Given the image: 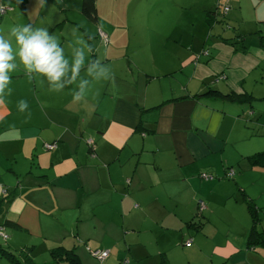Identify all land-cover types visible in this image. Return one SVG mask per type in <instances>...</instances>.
Here are the masks:
<instances>
[{
    "label": "crops",
    "instance_id": "1",
    "mask_svg": "<svg viewBox=\"0 0 264 264\" xmlns=\"http://www.w3.org/2000/svg\"><path fill=\"white\" fill-rule=\"evenodd\" d=\"M124 1L129 4L133 0ZM30 2L33 5V0ZM53 3L62 11L51 12L53 8L45 5L29 10L25 2L18 3L20 10L9 7L0 16V35L7 38L11 27L18 25L45 28L64 48L69 69L73 50H82L85 65L99 61L110 69L111 78L104 79L105 75H110L108 71L96 79L82 70L76 84L55 92L49 90L46 78L37 76L29 80L19 59L14 61L18 67L10 73L11 82L0 97V224L5 219L14 221L16 224L5 227L30 234L29 239L23 238L24 246L33 243L35 248L37 243L31 229L40 228V223L46 222L48 227L54 226L46 220L47 216L55 223L48 216L53 206L54 215L59 211L64 213L61 221L64 225L65 219L75 216L76 232L73 229L61 232L60 241L72 245L82 264L85 259L94 258L87 248L107 249L109 254L102 264H116L122 260L120 251L134 241L135 249L129 254L147 257L136 250L142 240L133 222L140 217L149 218L148 204L156 210L170 205L175 214L169 221L171 224L161 226L159 233L166 240L181 242L185 248L173 251L170 246L159 245L152 254L156 262L148 264L160 261L162 254L170 264H199L194 252L202 248L209 233H201L203 226L192 233L183 223L196 219L197 206L194 208L191 204L196 200L198 205L202 198L205 202L208 194L205 198L176 194L188 201L185 204L174 201L167 189L169 181L183 184L189 178H197V185H208L220 202L242 191L251 197L261 208L258 229L264 232V216H261L264 213V167L251 166L246 159L264 147V133L255 135L264 131V113L256 111L259 105L264 112V97L239 102L206 94L209 90L254 94L244 87L241 78L238 84L230 82L229 72L240 66H235L234 59L245 52V34L233 28L229 41L235 43L222 40L227 54L201 52L205 41L196 27L206 25V11L213 10L219 0H181L177 7L184 10L183 14L193 5L195 9L182 14L178 25L172 23L166 31L159 32V53L152 54V67L141 66L128 52V45L115 42L117 33L126 34L127 28L123 25H129L131 13L114 8L108 25L103 27L96 25L102 15L98 8L95 19L82 9L81 12L62 9L58 0ZM239 4L238 0H232L233 6L239 7ZM230 13L229 10L227 15ZM192 14L195 20L187 21L186 16ZM115 20L121 22L113 23ZM150 20L157 30L155 24L159 19L151 15ZM98 28L106 33L108 43L99 38ZM96 36L99 39H95ZM13 48L16 49L14 39ZM226 61L232 62L230 68L226 67ZM250 67L251 64L244 69ZM81 78L87 79L89 84L82 98L73 102L74 93L80 91L77 84ZM166 79L172 82L164 87ZM221 80H225L222 86ZM123 83L130 84L129 91L119 90ZM21 100L28 104L24 111L18 108ZM88 139L92 140L91 145ZM52 142H56L54 148L45 149L44 144ZM122 158L127 159L123 164L120 163ZM117 163L119 172L114 174ZM230 171L232 176L226 177ZM202 173L211 174L213 178L205 181L208 179L203 180ZM226 179L233 180L234 184ZM196 190L195 187V193ZM208 200L202 210L203 225L209 221L204 212L208 215L212 212V200ZM225 204L230 205V215L238 214L243 218L245 226L243 231L239 228L234 242L225 235L228 243L217 256L216 264H264V248L247 244L251 225L247 208L241 209L229 200ZM69 209H74L75 213H65ZM119 222L117 232L106 235ZM238 224L241 226V221ZM81 234L87 237L90 246L88 242L76 245L84 239ZM189 238L191 244L186 246L184 241ZM34 248L33 251L37 250ZM115 249L119 253L113 254ZM130 262L134 261L130 259Z\"/></svg>",
    "mask_w": 264,
    "mask_h": 264
},
{
    "label": "rangeland",
    "instance_id": "2",
    "mask_svg": "<svg viewBox=\"0 0 264 264\" xmlns=\"http://www.w3.org/2000/svg\"><path fill=\"white\" fill-rule=\"evenodd\" d=\"M60 2L61 8H71L70 10H78L81 12L82 9V1L83 0H58ZM214 2L216 0H213ZM240 2L239 7L238 5L233 6L232 0H219V11L223 12V6H228V11L225 13V18L223 22H214L213 26L209 28L207 25L199 24L196 27V31L202 34L203 40L205 41L204 49L210 50L213 54L221 53L222 55L227 54V50L223 48V41L222 38H227L232 36L233 28L236 29V32H240L245 34L244 36V46L245 52H240L241 56H236L234 59L235 66L240 65L237 69L231 70L230 73V82L234 84L240 83L238 81L239 78L243 80V85L245 88H248L249 91H253L254 98L264 97V0H238ZM19 2H25L26 7L29 10L37 9L41 7L37 0H33V5H31L30 0H0V7L1 6H8L11 8H16L20 10L18 6ZM181 2V0H133L131 3L126 4L124 0H97L96 7L101 11L102 15L99 20L96 22L97 26L106 27L108 25V19H110V12L115 8L118 12L121 10L122 12L126 11L131 13L128 18V26L123 25L127 28V32L124 35H120L117 33L116 43H122L124 46L128 45V52L133 57V59L140 63L141 66L152 67V54L159 53L157 46L159 44V32L162 33L163 30H167L171 27L172 23H176L177 25L180 23L181 18L186 12L189 10H194L195 6H191L189 10H187L183 14V9L178 8L177 4ZM45 7L53 8L51 12H60L62 10H58L55 3L51 2L50 0H46ZM44 7V8H45ZM229 10L231 11L230 16H228ZM183 14V15H182ZM151 15L154 18H158L159 21L155 24L154 28L150 17ZM182 15V16H181ZM180 16V17H179ZM187 21L190 19L195 20V14L190 16H186ZM23 19V18H22ZM236 20V23L233 22ZM113 23L121 22V21H112ZM97 37V36H96ZM101 38V37H99ZM98 37L95 39H99ZM104 43H108V40L105 42L101 39ZM158 42V43H157ZM197 42V40H196ZM97 43L96 40L94 42ZM101 53L102 50H99ZM202 52V51H201ZM209 52V51H208ZM200 53V52H199ZM197 53V55L199 54ZM244 55V56H242ZM232 60V59H231ZM148 62V64H144ZM231 61H226V67H231ZM251 67L249 69L248 66ZM256 64V65H255ZM236 75V77H233ZM114 80V78H113ZM116 81V80H114ZM130 81V79H129ZM131 82V81H130ZM164 87L168 83L172 82L171 80H164ZM155 83V82H154ZM141 84V83H140ZM221 86L225 84V80H221L219 83ZM130 84L123 83L119 85V90H130ZM128 91H124L125 93ZM140 94L144 91H138ZM259 96V97H257ZM258 103V102H257ZM254 106V104H253ZM102 109V108H101ZM256 111L259 113H264L259 108V105L256 106ZM106 116V115H104ZM102 117L101 119H104ZM105 123V122H104ZM264 131H260V135L263 134ZM56 143V142H55ZM120 147L118 148V150ZM264 149V147H263ZM263 149H259L263 150ZM101 155V153H99ZM75 156V155H74ZM127 159H121L120 163L126 162ZM119 165L116 164V168L114 169V174L119 172ZM100 169V168H99ZM202 180V179H201ZM203 180H205L203 178ZM205 180V181H209ZM125 181H128L126 179ZM226 181H230L234 184V181L231 179H226ZM197 178H189L183 184L179 182L169 181L167 183V189L169 192V196H173L172 199L174 201H183L187 204L188 201H184L181 196H185L188 193L190 195L195 196H206L208 199L212 200V212L208 215L206 212L205 217L208 218V222L206 225H203L202 234L207 235L204 239L205 244L202 246L201 249L196 250L194 252V257L198 260L199 264H216V259L219 254H221L222 250L224 249L225 245H227V240L225 239V235L228 237L230 242H234L236 240V233L241 229L243 231V227L245 226V221L241 216L238 214L230 215V205L225 204L227 200L232 201L234 204L240 205L241 209H246L245 203H243L241 199L240 193L237 195L231 194L229 198H227L224 202H220L215 199L217 196L216 193L209 189V186L206 184H198ZM264 187V183H262ZM159 186H156L158 188ZM197 188L196 193L194 192V188ZM4 192V190H3ZM247 192H249L247 190ZM5 193V192H4ZM181 193L179 195H176ZM215 193V194H214ZM1 198V193H0ZM205 198V197H204ZM198 200L200 198H197ZM208 199L204 201L203 198L200 200L204 206L206 207L205 203L209 201ZM215 199V200H213ZM198 201H194V204L191 205L196 208ZM181 203V202H180ZM139 204V203H138ZM182 204V203H181ZM2 202L0 201V209H1ZM139 206H141L139 204ZM53 207V206H52ZM48 210V216L55 221V223L48 220L49 218L46 216V220L52 223V227L47 226V222L45 224L40 223V228H32V235L37 243L33 251L32 256L34 260L38 264H51V259L48 254V249L56 246H63L65 248H72V245L61 242L60 236L61 232H69L70 230H74L76 232L77 227L75 226V216L72 215L70 219H65V225L61 223L64 219V213H59L54 215L52 212L53 208ZM239 209V208H237ZM139 210V208H138ZM174 208L172 206H167L164 209L156 210L154 206L148 204V213L149 218L147 217H140L135 219L133 222V228L136 233H141V244L136 246V250L139 253H143V255H147L145 258H140L136 255L129 254L130 252L133 253L135 249L134 243H128L130 246L127 249H123L121 252L122 260L116 264H123L126 260L132 259L134 262H130L128 264H148L149 262H156L155 256L152 254L155 252L159 245L170 246L173 251H177L180 248H185L179 243H174L171 240L164 239L162 235L159 233V228L161 226H165L171 224L169 221L173 219ZM75 213L74 209H69L65 211V213ZM11 213V212H10ZM12 214V213H11ZM264 216V213H261V216ZM129 219V218H128ZM127 219V220H128ZM131 220V219H129ZM1 221V219H0ZM241 221V226L238 222ZM178 222V221H177ZM180 223V222H178ZM21 224V223H20ZM137 224V226H135ZM121 223L119 222L116 226H114L111 230L106 232V235L115 234L117 229ZM38 226V225H37ZM24 227V226H23ZM183 227V226H182ZM110 226L108 227V229ZM86 230H89V226L86 225ZM30 231V232H31ZM6 236V238L4 237ZM31 235L25 233L22 230L11 228V227H3L0 224V246L7 248L9 251H19L22 246H24L23 238L29 239ZM84 238L81 240V243H77L75 241L76 238L73 240L76 242V245L83 246L85 242L87 243V237L84 234H81ZM71 239L69 238V241ZM102 241H107V239H103ZM29 242V241H27ZM123 246L126 247L127 243L122 242ZM174 244V245H173ZM29 245H34L33 243H29ZM90 246V243L88 242ZM92 250V249H91ZM114 253H119L118 249L113 251ZM91 254V253H90ZM1 256V254H0ZM124 258V259H123ZM2 264H14L8 258L0 257ZM84 260V259H83ZM83 264H102L99 263L98 260L95 258L85 259Z\"/></svg>",
    "mask_w": 264,
    "mask_h": 264
},
{
    "label": "clouds",
    "instance_id": "3",
    "mask_svg": "<svg viewBox=\"0 0 264 264\" xmlns=\"http://www.w3.org/2000/svg\"><path fill=\"white\" fill-rule=\"evenodd\" d=\"M38 4L43 7L46 0H37ZM91 39V37H89ZM13 39L16 49L13 48ZM92 52L91 46L88 48ZM72 64L69 69V58L64 54V48L61 47L59 40L50 35L45 28H33L31 24L13 26L6 38L0 35V97L5 94V88L11 82L10 73L15 72L19 64L23 65L25 75L29 80L35 77L46 78L49 90L60 92L62 89L71 84H76L77 77L81 71H86L88 76H95L98 79L110 69L101 64L99 61H92L85 65V56L82 50H73ZM99 69V72L96 70ZM71 72L69 76L68 73ZM110 75H105L104 79L108 80ZM89 84L87 79L81 78L77 87L79 92L73 95V102L82 98L85 86ZM11 94V89H8ZM18 108L24 111L28 108L27 101L21 100Z\"/></svg>",
    "mask_w": 264,
    "mask_h": 264
},
{
    "label": "trees",
    "instance_id": "4",
    "mask_svg": "<svg viewBox=\"0 0 264 264\" xmlns=\"http://www.w3.org/2000/svg\"><path fill=\"white\" fill-rule=\"evenodd\" d=\"M50 1L53 2V0H50ZM96 2L97 0H83L82 1V11L86 15L90 16L91 18H95V19L97 18ZM219 9H220L219 4H217L213 10L206 11L205 22L209 28L213 26L214 22H223V19H219V18H222V17L225 18V15H226L225 13L228 10L227 11L223 10V12H220ZM3 14L4 13H0V16ZM230 39H232V36H230L229 38H222L224 42H230L229 41ZM230 43L234 44L235 41L234 42L231 41ZM240 48L243 49V45L240 46ZM202 54L208 55L209 52L206 49H202ZM206 94H211V95L218 96L226 100L239 101V102L249 101L251 99H254V97L247 92L237 93L235 91H232L229 93H221L217 90H209ZM246 159L249 162V164H251V166L264 167V149L257 151L249 156H246ZM240 195H241V199L243 203H245L246 205L247 211L251 218V225L249 227V232L247 235V244L250 243V245L251 244L254 246L258 245L264 248V232L258 229V225L260 221L262 220V217L258 215V212L261 210V208L258 207L257 204L254 202V200L251 197H249L247 194H245L243 191ZM195 217H196L195 220L191 219L183 223L184 227L192 233L201 230L204 224V221L202 220L204 216L202 214V210H199V203L197 206ZM12 224H16V223L12 220L5 219L1 225L5 227L6 225L8 226ZM4 237L6 238V236ZM33 248H34V245L22 246L21 249L19 251H16L15 253L14 251H9L7 248L0 246V254L2 257L8 258L14 264H38L32 259L31 253L33 251ZM48 254L53 264H82L79 255L74 251V249H71V248H65L63 246L52 247L48 249ZM103 261L99 263H103ZM129 262H130L129 260L125 259L123 264H128ZM155 264H170V263L168 262L165 255L162 254L160 261H158Z\"/></svg>",
    "mask_w": 264,
    "mask_h": 264
},
{
    "label": "built area",
    "instance_id": "5",
    "mask_svg": "<svg viewBox=\"0 0 264 264\" xmlns=\"http://www.w3.org/2000/svg\"><path fill=\"white\" fill-rule=\"evenodd\" d=\"M10 8L8 6H1L0 7V13H4L6 10H9ZM223 10L224 11H227L228 10V6H223ZM98 34L104 38V40H106V33L103 32L100 28H98ZM87 143L89 145H91L93 142L92 140L88 139L87 140ZM55 146V142H52V143H45L44 144V147L45 149L47 150H51L53 149ZM232 171L230 172H227L226 173V176L230 177L232 176ZM201 176L204 178V179H212L213 176L211 174H207V173H202ZM204 209V204L200 201L199 202V210H203ZM186 246H189L191 244V239L189 238L188 240L185 241L184 243ZM89 250V252L91 253V255L93 257H95L99 262H102L109 254V251L107 249H94V250H91L89 248H87Z\"/></svg>",
    "mask_w": 264,
    "mask_h": 264
},
{
    "label": "bare ground",
    "instance_id": "6",
    "mask_svg": "<svg viewBox=\"0 0 264 264\" xmlns=\"http://www.w3.org/2000/svg\"><path fill=\"white\" fill-rule=\"evenodd\" d=\"M101 37V36H100ZM102 38V37H101ZM103 40H104V38H102ZM108 40V37H107V35H106V40H104L105 42Z\"/></svg>",
    "mask_w": 264,
    "mask_h": 264
}]
</instances>
